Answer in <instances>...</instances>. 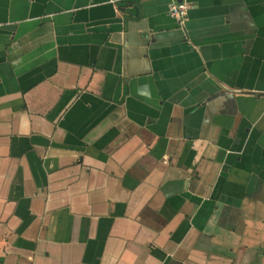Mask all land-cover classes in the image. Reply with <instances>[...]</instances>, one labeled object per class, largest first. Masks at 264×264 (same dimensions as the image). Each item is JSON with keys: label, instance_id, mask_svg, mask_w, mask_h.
I'll use <instances>...</instances> for the list:
<instances>
[{"label": "crops", "instance_id": "0c3cea01", "mask_svg": "<svg viewBox=\"0 0 264 264\" xmlns=\"http://www.w3.org/2000/svg\"><path fill=\"white\" fill-rule=\"evenodd\" d=\"M0 0V264H264V0Z\"/></svg>", "mask_w": 264, "mask_h": 264}, {"label": "built area", "instance_id": "2783aa9c", "mask_svg": "<svg viewBox=\"0 0 264 264\" xmlns=\"http://www.w3.org/2000/svg\"><path fill=\"white\" fill-rule=\"evenodd\" d=\"M189 10L190 7L188 5L177 3L175 0H171V5L169 7L168 13L172 19L183 22L187 18V13Z\"/></svg>", "mask_w": 264, "mask_h": 264}, {"label": "water", "instance_id": "95a60500", "mask_svg": "<svg viewBox=\"0 0 264 264\" xmlns=\"http://www.w3.org/2000/svg\"><path fill=\"white\" fill-rule=\"evenodd\" d=\"M177 3H179V1L178 0H175Z\"/></svg>", "mask_w": 264, "mask_h": 264}]
</instances>
